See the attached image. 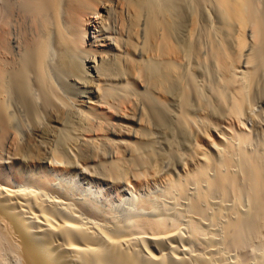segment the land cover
I'll list each match as a JSON object with an SVG mask.
<instances>
[{
	"label": "bare ground",
	"instance_id": "6f19581e",
	"mask_svg": "<svg viewBox=\"0 0 264 264\" xmlns=\"http://www.w3.org/2000/svg\"><path fill=\"white\" fill-rule=\"evenodd\" d=\"M257 102L264 0H0V264H264Z\"/></svg>",
	"mask_w": 264,
	"mask_h": 264
},
{
	"label": "rangeland",
	"instance_id": "374dc122",
	"mask_svg": "<svg viewBox=\"0 0 264 264\" xmlns=\"http://www.w3.org/2000/svg\"><path fill=\"white\" fill-rule=\"evenodd\" d=\"M257 103L259 105H257ZM257 103H255L256 106H254V107L252 106L253 108L251 107L250 109H248V112L246 113L245 121L247 122V125H249L248 126L249 128L254 129V130H251L252 132H254V133H252V134H254V137L264 138V104L261 103L262 104V106H261V104L259 102H257ZM254 137H253V139L255 140L254 143L255 144L257 143L259 145L257 147H260V149H261V145L264 146V144H262L264 142V140L262 141L260 138L261 143H258L259 140H257V138H254ZM262 148H264V147H262Z\"/></svg>",
	"mask_w": 264,
	"mask_h": 264
}]
</instances>
